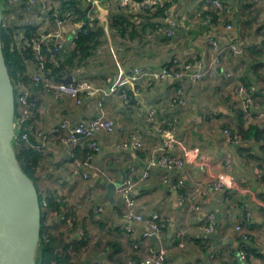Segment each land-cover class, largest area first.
<instances>
[{"label": "crops", "instance_id": "1", "mask_svg": "<svg viewBox=\"0 0 264 264\" xmlns=\"http://www.w3.org/2000/svg\"><path fill=\"white\" fill-rule=\"evenodd\" d=\"M206 1L143 0L122 9L118 0H80L85 19L77 20L75 9H67L64 2L40 0L30 11L17 7L15 17L11 16L15 26L27 22L33 38L57 30L55 21L74 11L63 29L66 50L73 47L88 15L104 32L94 56L69 74L98 93L76 104L43 91L35 96L32 116L36 133L44 136L38 138L36 148L40 154L36 185L67 215L62 221L56 212L48 211L45 232L63 243L82 241L69 253L71 264H139L149 249L159 248L165 252V264H264V0H217L220 10ZM150 3L152 8L146 12L142 6ZM231 43L240 53L229 50ZM173 58L198 61L207 75L199 83H129L128 69L155 70ZM228 73L234 78L229 79ZM237 84L247 88L252 100L247 112L234 94ZM179 86L184 97L182 104L174 105ZM150 111L159 123L149 122ZM100 112L113 121L114 128L94 133L99 148L95 153L84 141L73 148L65 146L53 133L62 122L75 125ZM173 120L174 127L167 129L165 122ZM134 133L140 134L144 148H122L124 137ZM163 152L181 159L183 166L172 170L158 166ZM128 175L134 182L136 212L161 217L159 241L144 238L147 228L124 218L116 188ZM180 180L184 185L178 188ZM215 181L223 183L222 189L203 196ZM247 214L254 224L244 243L236 226L243 224ZM210 215L215 222L208 234ZM242 243L250 250L243 261L238 254Z\"/></svg>", "mask_w": 264, "mask_h": 264}, {"label": "built area", "instance_id": "2", "mask_svg": "<svg viewBox=\"0 0 264 264\" xmlns=\"http://www.w3.org/2000/svg\"><path fill=\"white\" fill-rule=\"evenodd\" d=\"M37 1L40 0H9V3L13 7H26V11L33 9ZM44 1V0H43ZM209 5L216 9H221L222 6L217 0L206 1ZM134 3V0H118L120 8H127L129 5ZM25 5V6H24ZM42 8H44L45 2H42ZM153 5V4H152ZM150 4H144L143 9L150 10L152 8ZM75 16L74 11H67L63 17L56 20L57 30L55 31H44L39 36L33 38H28L25 36H19L17 48L20 49H30L33 54V62H30V67L32 69L31 84L29 87H25L22 84H17L15 89H17V118L14 120V139L17 135H20V141L27 143L28 135L27 128L23 126L24 122L30 118V113L28 111L30 102V87L42 88L44 92L49 93L55 99L69 98L73 100L76 104H80L82 97H92L98 93V89L94 88L91 84L84 81H72L69 84L57 83L55 80L51 79L47 75V70L45 69V62L47 56L49 61L54 60L57 55L65 50L63 29L68 20ZM88 21H93V19L88 15ZM5 24V23H4ZM85 24V23H84ZM82 24V25H84ZM80 25V27L82 26ZM174 26V25H173ZM79 27V29H80ZM78 29V30H79ZM227 30H231V26H226ZM264 34V28L262 29ZM173 32L169 30L167 32L168 36H171ZM210 43L214 50H217V45L212 37H210ZM229 50L233 54L240 53L239 47L235 43L229 45ZM207 75V70L198 61H189L181 58H173L168 63L163 65L161 68L155 70H145L142 68H132L127 73V79L132 85H139L145 82H160V81H177L179 83L189 82V83H199ZM227 77L234 78V75L228 73ZM125 94V93H124ZM234 94L240 98L242 109L247 112L252 103L251 98L248 95V90L244 85L237 84L234 88ZM184 97V92L182 86H179L173 98L174 105L182 104ZM262 113L261 118L264 119V98L261 100ZM147 119L150 123H159V119L154 111H150L147 115ZM162 123V122H161ZM167 123V129H172L174 127L175 121L165 122ZM164 124V123H163ZM114 128L113 121L108 118L103 112H100L95 117L89 120L81 121L75 125H70L66 122H62L53 133L60 137L61 143L70 148L75 147L81 141L87 143L88 149L95 153L99 150L98 145L93 141V135L95 132H111ZM264 132V128L262 129ZM16 131L17 134H16ZM166 131L164 130L163 133ZM227 137L232 139L231 133L228 130H224ZM37 139H44L41 133H36ZM35 147L36 146H32ZM121 147L124 149L140 150L144 148L143 140L140 134L134 133L130 136H125L121 141ZM92 159V154L88 155L87 162ZM156 164L168 170L179 169L183 166V161L169 153L163 152L157 158ZM229 164V163H228ZM84 177H87L85 174ZM184 182L180 180L176 187H183ZM223 183L221 181H215L211 183L208 187L207 192H203V196L211 191H217L222 189ZM134 182L131 175L124 178L121 184L116 188V193L122 199L124 206V218L129 221L137 222L143 224L147 228V233L144 234V238H150L152 235L155 236L157 241L162 237V222L161 217L158 213H153L149 216H143L137 213L135 210V202L133 199ZM193 199V198H192ZM251 215L247 214L243 219V224L236 226V230L239 232L242 241L245 243L249 239V226L253 223ZM214 216L210 215L207 219L206 231L211 234L214 231ZM130 231V229H128ZM239 257L243 261L247 258L244 251L239 252ZM139 264H165V252L162 248L157 250L149 249L147 251V257L144 258Z\"/></svg>", "mask_w": 264, "mask_h": 264}, {"label": "trees", "instance_id": "3", "mask_svg": "<svg viewBox=\"0 0 264 264\" xmlns=\"http://www.w3.org/2000/svg\"><path fill=\"white\" fill-rule=\"evenodd\" d=\"M7 0H0V8L3 16V22L0 24V45L2 48L3 57L7 67L8 75L11 83L14 87L15 101L17 99V89L15 87L17 84H22L25 87H29L31 84L32 69L30 67V62H33V54L30 49H20L17 48L18 44V34L20 32L24 33L25 36L31 38L34 30L31 26H18L10 23H5V18L8 14H15L14 9L5 10L4 5ZM64 2L63 4L68 5L67 9H75L78 17L77 20L85 19V11H80L81 2L80 0H60ZM143 0H134L136 3H141ZM65 9V10H67ZM149 12L148 9H144ZM5 23V24H4ZM84 25L80 27L77 31L75 39L73 41V47L70 50H64L59 55L55 57L56 61H49L47 56L45 62V69L47 70V75L51 79L55 80L57 78H65L66 75L71 74L75 69L85 66L88 61L94 56L95 50L101 44V37L104 32L102 28L93 20L92 22L84 20ZM124 22L120 23L122 26ZM17 24V23H16ZM126 28L120 30V34L126 32ZM42 88L30 87V97L29 102H31L32 95L37 96L39 93L43 92ZM37 101L34 106V112L27 119L23 126L27 128L28 141H20V135L13 140V150L16 155V159L21 170L24 174L31 179L34 183L38 197L39 206L41 212V231L40 238L36 252L35 262L36 264H71L69 253L71 250L77 249L82 241L63 243L61 238L53 236L50 233H46V215L48 211L56 212L59 219L62 221L67 219V215L64 217L62 212V205L53 198H44L36 185L35 170L40 159V154L37 152L35 147L38 145V139L36 137V130L32 125L33 115L36 114ZM17 118V103L15 102V113L14 120ZM18 131H16L17 134ZM252 223L251 225H253ZM249 226V228L251 227ZM248 228V229H249ZM163 229V228H162ZM163 232V230H162ZM46 233V234H45ZM248 256L250 250L242 243L240 248ZM240 252V251H239ZM239 254V253H238Z\"/></svg>", "mask_w": 264, "mask_h": 264}, {"label": "water", "instance_id": "4", "mask_svg": "<svg viewBox=\"0 0 264 264\" xmlns=\"http://www.w3.org/2000/svg\"><path fill=\"white\" fill-rule=\"evenodd\" d=\"M1 18L0 8V24ZM55 81L66 85L73 77L69 75ZM35 103L36 97L32 95L28 108L30 116ZM14 113V87L0 45V264H36L41 231L39 197L34 183L21 170L13 150ZM212 238L217 239L216 236ZM151 239L156 242L154 235Z\"/></svg>", "mask_w": 264, "mask_h": 264}, {"label": "rangeland", "instance_id": "5", "mask_svg": "<svg viewBox=\"0 0 264 264\" xmlns=\"http://www.w3.org/2000/svg\"><path fill=\"white\" fill-rule=\"evenodd\" d=\"M4 9L7 11V10H10V9H14L15 10V12L17 11V7H13V5H11V3H9V0H7L6 1V3H5V5H4ZM11 16H14L15 17V14H8V17L7 18H5V23L7 24V23H10V18H11ZM2 20V22H3V16H2V18H1ZM18 23V26H20V27H22V26H25V25H27L26 23L27 22H22V20L21 21H18L17 22ZM173 35V34H172ZM171 35V36H172ZM168 36V35H167ZM168 37H170V36H168ZM47 216V215H46ZM47 233V232H46ZM45 233V234H46Z\"/></svg>", "mask_w": 264, "mask_h": 264}]
</instances>
